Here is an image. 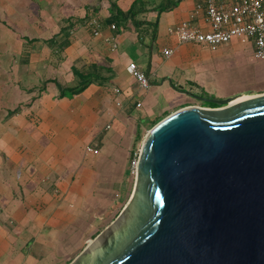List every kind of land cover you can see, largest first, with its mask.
Instances as JSON below:
<instances>
[{
    "label": "crops",
    "instance_id": "obj_1",
    "mask_svg": "<svg viewBox=\"0 0 264 264\" xmlns=\"http://www.w3.org/2000/svg\"><path fill=\"white\" fill-rule=\"evenodd\" d=\"M136 1L0 0V264H69L129 200L151 126L264 94L252 38L212 49L174 33L210 30L204 0H142L137 23L114 20Z\"/></svg>",
    "mask_w": 264,
    "mask_h": 264
},
{
    "label": "water",
    "instance_id": "obj_2",
    "mask_svg": "<svg viewBox=\"0 0 264 264\" xmlns=\"http://www.w3.org/2000/svg\"><path fill=\"white\" fill-rule=\"evenodd\" d=\"M146 133L118 216L69 264H264V94Z\"/></svg>",
    "mask_w": 264,
    "mask_h": 264
},
{
    "label": "built area",
    "instance_id": "obj_3",
    "mask_svg": "<svg viewBox=\"0 0 264 264\" xmlns=\"http://www.w3.org/2000/svg\"><path fill=\"white\" fill-rule=\"evenodd\" d=\"M204 3L211 24L210 30L204 31L182 22L174 30L181 42L202 43L216 49L234 38L250 37L254 42V59L264 60V0H204ZM90 24L98 34L99 22L93 19ZM164 52L170 55L172 51L165 49ZM127 70L138 80L142 89L146 90L151 86L149 77L135 62H130ZM120 92V89H115L116 94ZM87 150L94 154L98 153V150L90 147H87ZM137 157L133 165L134 173Z\"/></svg>",
    "mask_w": 264,
    "mask_h": 264
},
{
    "label": "trees",
    "instance_id": "obj_4",
    "mask_svg": "<svg viewBox=\"0 0 264 264\" xmlns=\"http://www.w3.org/2000/svg\"><path fill=\"white\" fill-rule=\"evenodd\" d=\"M142 10H144L142 0L136 1L128 12H124L121 9L117 8L115 4L112 5L113 18L120 24L127 22L129 19L137 23L135 19L136 15L140 13ZM76 91H77V88H67V90L62 91L61 95L72 94V93H75Z\"/></svg>",
    "mask_w": 264,
    "mask_h": 264
},
{
    "label": "rangeland",
    "instance_id": "obj_5",
    "mask_svg": "<svg viewBox=\"0 0 264 264\" xmlns=\"http://www.w3.org/2000/svg\"><path fill=\"white\" fill-rule=\"evenodd\" d=\"M152 127V126H151ZM150 129V128H149ZM149 129L147 130V132L149 131Z\"/></svg>",
    "mask_w": 264,
    "mask_h": 264
}]
</instances>
